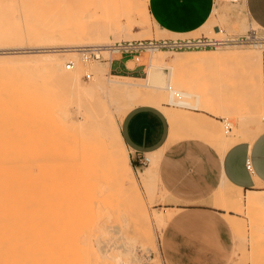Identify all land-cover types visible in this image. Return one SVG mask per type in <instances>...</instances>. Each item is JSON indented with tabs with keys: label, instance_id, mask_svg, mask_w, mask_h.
Returning <instances> with one entry per match:
<instances>
[{
	"label": "rangeland",
	"instance_id": "rangeland-1",
	"mask_svg": "<svg viewBox=\"0 0 264 264\" xmlns=\"http://www.w3.org/2000/svg\"><path fill=\"white\" fill-rule=\"evenodd\" d=\"M146 1L0 0V207L5 216L15 217L7 222V264H164L159 251L160 231L173 212L166 208L164 194L153 176L147 182L140 181L139 173L150 171L146 169L148 164L134 167L131 163L137 200L132 197L129 180H121L111 166L107 172L112 178L107 180L111 190L105 185L102 159L88 164L90 168L86 167L87 174L82 172L78 185L72 181L68 150H75L91 121L102 119L104 127L113 123L118 126L133 106L154 105L149 97L162 99L164 107L184 111L179 101L194 107L196 99L174 96L192 92L199 98L201 110L211 111L213 104L226 111L215 113L221 118L216 137L235 140L238 135L247 132L250 136L264 127L260 113L256 116L250 111L249 78V71L259 63L264 76V32L240 9L231 10L234 3H216L220 9L213 10L200 32L218 36L212 29L217 25L230 37H246V41L261 45L247 42L216 49L159 50L155 55L174 60L237 49L251 55L252 67L238 62L196 61L176 69L168 63L174 91L171 103L169 91L149 93L143 87L128 91L112 85L113 80L145 83L151 53L125 55L130 59L128 68L138 66L118 72L119 55L112 57L109 69L107 61L85 63L79 51L66 52L80 50L84 47L76 45L91 40L104 45L166 37L150 20ZM57 68L62 72L57 74ZM85 73L90 74L88 78ZM225 123L231 131L224 129ZM250 128L253 131H248ZM176 129L179 134L191 131L182 126ZM220 188V193H213L212 203L232 215L224 217L233 239L228 264H264V204L240 205L232 199L238 189ZM117 191L121 193L118 208L112 202ZM250 193L261 195L264 186L241 191L243 198ZM141 207L148 213V225ZM11 219L18 221L13 223Z\"/></svg>",
	"mask_w": 264,
	"mask_h": 264
},
{
	"label": "crops",
	"instance_id": "crops-1",
	"mask_svg": "<svg viewBox=\"0 0 264 264\" xmlns=\"http://www.w3.org/2000/svg\"><path fill=\"white\" fill-rule=\"evenodd\" d=\"M220 7L212 0L146 1L150 20L166 37L202 34L200 30L213 16V10ZM239 9L247 20L264 31V0H238L231 10ZM128 61L122 55L117 56L118 72L136 69L137 64L128 68ZM108 66L112 68V61ZM193 97L198 108L189 104L179 106L221 123L215 113L226 112L222 107L220 111L212 104L211 111L201 110L198 97L186 98ZM256 108L250 94V111L257 116L260 111ZM169 116L157 106L136 105L118 121V132L131 167V163L140 167L137 159L148 155L146 169H149L151 156L159 155L153 177L164 194L166 208L173 212L160 231L161 258L164 264H228L233 239L224 217L232 215L213 204L212 195L222 185L244 192L264 186V128L250 136L247 132L238 135L235 140L225 136L234 143L220 153L214 142L215 127L190 128L182 120L175 121ZM176 126L191 131L179 134Z\"/></svg>",
	"mask_w": 264,
	"mask_h": 264
},
{
	"label": "bare ground",
	"instance_id": "bare-ground-1",
	"mask_svg": "<svg viewBox=\"0 0 264 264\" xmlns=\"http://www.w3.org/2000/svg\"><path fill=\"white\" fill-rule=\"evenodd\" d=\"M90 42H86V43L76 45V47L95 46V45L101 44V43H96V41L95 42L92 41V43H90ZM76 51L78 52L79 50H72V51H66V52H69V53L75 52L76 53ZM156 52H159V50L152 52L150 57H149V62L146 66V77L144 80L145 83H143L141 85L140 83H136V82L132 81L131 79H130L131 81H117V80L111 81L110 80L112 82V85H114V86L118 85L121 88H126L124 90L129 89L128 91H130V89L132 91L133 90L137 91L136 88H138V87L139 88L140 87L146 88L149 91V93L150 92H152V93L153 92L164 93L166 91H169L170 98H172V96L174 95V91L170 87V83L172 80V72L166 66L168 63L173 64V66H175L176 69H177V67H180L185 62L193 63L196 61L205 62V63L206 62H214V63L224 62L225 64L230 63V62H232V63L238 62L239 64L243 63L245 66H248L249 68L252 67V60H251L252 57H249L250 54L247 55L245 53V51H238L237 49L234 51L228 52L226 54L220 52L219 54H213L211 56H204L201 54H192V55H188V56H178L174 60H169V58L167 56L164 57V55H159V54L155 55ZM55 72L58 74V73L62 72V70L60 68H57V69H55ZM249 72L251 73L249 78L252 81L250 84L251 85L250 90H251V94H252V99H253V102L255 104V107H257L256 109L258 110V112L260 111V115H259L260 118L262 120H264V103H263V85L264 84H263V74H262L261 64L259 63L255 70H252V68H251V70ZM168 87H170L169 90L167 89ZM181 93H183V94L182 95L175 94L176 97L186 98V97L194 96V94L192 92H181ZM150 98L154 101V105H152V106H157V107L161 108L163 111H165L167 114L170 115L169 116V117H171L170 119H173L175 121H177L176 119L182 120V123L184 125L189 126L190 128H199V127H204V128H209V129H211L212 127L213 128L215 127L216 129L218 128L217 124L214 123V121H212L211 119H209L206 116H203V115H200L197 113H193V112H188L186 110L180 111V110L165 108L162 105L163 104L162 99H156V98L149 97L148 100H151ZM179 102L183 103V104H189V103L183 102V101H179ZM194 107L198 108V106H194ZM168 110H171V111H168ZM88 127H89L88 132L86 134H84V136L80 137L81 138L80 143L79 144L77 143L78 145L75 148V150L73 147V148L68 150V154H67V164H68V167H70V169L73 170V174H72L71 179L74 182V184L78 185V182L82 178L81 174L83 171L86 172V174H87V171H85V169H86V167H89L88 164H90V163L92 164V162H95L96 159H102V178H103V175H105V176L107 175L109 177L108 178L106 176V178L105 177L103 178V180H102L103 182L106 179L105 180L106 182H104L105 185H107L109 187V189L111 190V188L109 186L110 182L107 181L108 179L109 180L112 179L111 176H109L110 174L107 173V172H109V167L111 166L112 168H114L113 169L114 173L116 171L121 180H123V181L129 180V185H131V188L133 190V193H132L133 196L132 197H134L133 199L137 200L138 199V193H137V189H136V185H135V178L133 176V170H132V167L129 163L126 149H125V147L121 141V138H120V135L118 132V126L113 123L109 128L104 127V125L102 124V119H98L96 121L95 120L91 121V123ZM214 142H216L217 146H219L220 153H223V151H225L228 147H230L234 143L229 138H226L223 136H218ZM74 145H75V143H74ZM158 156H159L158 154L153 155V157L151 156L150 167H149L150 171H148V172L141 171L139 173V179H141L140 181L142 183L147 182V179L150 176H153V171L155 169ZM122 166H123L122 170L124 171V169H125V171H124L125 174L121 175L120 173L122 172V170L120 171V168ZM34 168H38V167L34 166ZM104 173H107V174H104ZM84 183L86 184L85 180H83V185H85ZM112 183H114V181H112ZM81 184H82V182H81ZM79 186H80V183H79ZM112 188H113L112 191H115L114 190L115 188L114 187H112ZM235 190H237V189H235ZM102 191H103V188H102ZM221 191H222L221 188H219L216 191V193H220ZM117 193L118 194H116V196H115L116 198L115 197L112 198V202L114 203L113 205L118 208V205H120L119 202H121L120 196L118 197V195H120L121 193L118 191H117ZM132 197H130V198H132ZM232 199L240 205L244 203L247 207H249V206H254L256 204H264V193L261 195H256V194L250 193V194H247L246 196H244V198H243L241 191L237 190L236 193L232 194ZM140 203H141V201H140ZM140 203H139V205H140ZM4 207H5V205H4ZM144 207H141L140 209H141V212L143 215L142 217H143L144 221L147 222V225H148V221H149L148 213ZM2 208L0 207V264H7V257H8L7 222H9L10 218H15V217L5 216L6 214L4 215ZM17 209H19V208H17ZM128 214H129V212H128ZM125 215H126V212H125ZM119 216H120V214H119ZM126 216L128 217V215H126ZM7 218H9V219H7ZM124 220H123V222H124ZM138 220H140V219L138 218ZM11 221L13 223H15L18 220L11 219ZM134 223H136V222H134ZM128 228H130V226ZM141 230H142V228H141Z\"/></svg>",
	"mask_w": 264,
	"mask_h": 264
},
{
	"label": "built area",
	"instance_id": "built-area-1",
	"mask_svg": "<svg viewBox=\"0 0 264 264\" xmlns=\"http://www.w3.org/2000/svg\"><path fill=\"white\" fill-rule=\"evenodd\" d=\"M238 0H212L213 4L220 2L234 3ZM212 29L219 34L218 36L214 35H204L198 34L195 36H174V37H162V38H145V39H129V40H119L112 43H107L104 45H95V46H85L79 50L80 60L82 62L90 61H107L108 64L112 61L114 55H129L135 53H152L157 50L175 52V51H192V50H204V49H216L222 48L224 46L233 45L234 43H247L250 44H259L258 41L249 40L246 41V37L243 38H234L225 34L222 29L217 25H213ZM263 31V30H261ZM264 32V31H263ZM257 38V37H253ZM259 39V38H257ZM246 41V42H244ZM106 56L103 57L102 55ZM134 60H136L134 58ZM67 67L69 62L66 63ZM264 66V59H263ZM89 73H85V78L89 77ZM168 90L170 87L167 88ZM176 97V95L174 96ZM224 121V119H222ZM224 129H229V125L225 123L223 125ZM138 165H144L148 163V157L141 155L137 159Z\"/></svg>",
	"mask_w": 264,
	"mask_h": 264
}]
</instances>
